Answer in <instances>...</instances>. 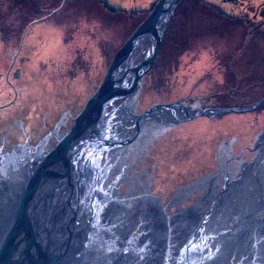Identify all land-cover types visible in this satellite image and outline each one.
Masks as SVG:
<instances>
[{"label": "water", "instance_id": "water-1", "mask_svg": "<svg viewBox=\"0 0 264 264\" xmlns=\"http://www.w3.org/2000/svg\"><path fill=\"white\" fill-rule=\"evenodd\" d=\"M180 1L158 0L99 79L20 89L11 104L0 40L5 115L18 117L20 105L30 121L50 111L57 122L55 142L32 155L30 144L0 149V264H264V172L254 170L264 131L251 139L203 116L264 99L185 112L143 88Z\"/></svg>", "mask_w": 264, "mask_h": 264}, {"label": "rangeland", "instance_id": "rangeland-1", "mask_svg": "<svg viewBox=\"0 0 264 264\" xmlns=\"http://www.w3.org/2000/svg\"><path fill=\"white\" fill-rule=\"evenodd\" d=\"M99 1L68 0L72 14L57 15L53 10L65 6L64 0L54 4L49 0H0V40L10 58L8 67L14 64L8 72L11 82L14 72L23 67L16 90L40 92L47 84L54 86L66 79L89 84L107 71L145 14L109 13ZM152 2L142 0L139 5L147 8ZM115 3L118 11L135 6L130 0ZM45 4L52 6L45 10ZM207 7L200 0L177 4L143 88L167 99L203 98L202 106L247 107L259 102L264 98V30L251 36L238 24L239 19L227 21L224 11L216 12L219 7ZM72 53L79 62L71 58ZM23 55L29 60L21 64ZM205 118L253 139L264 131V100L255 110Z\"/></svg>", "mask_w": 264, "mask_h": 264}, {"label": "flooded vegetation", "instance_id": "flooded-vegetation-1", "mask_svg": "<svg viewBox=\"0 0 264 264\" xmlns=\"http://www.w3.org/2000/svg\"><path fill=\"white\" fill-rule=\"evenodd\" d=\"M55 1L56 0H49V2H53V4ZM67 1L68 0H64L65 6H60L58 10L55 9V10H53V12L55 11L57 13V15L72 14V9H71V7L70 8L68 7ZM96 1H98V0H96ZM138 1L140 2L142 0H130L131 3H135L134 8L128 9V10L123 9L121 11H125L127 13L132 12V11H139L142 13L146 10H149L152 6H155V3H157L158 0H152L153 1L152 4L147 8L140 6ZM200 1L206 7L210 6L215 10L217 7H219L216 10V12L219 14L220 10L224 11L225 12L224 17H225V20H227V21H229L230 18L234 19V20L239 19L238 24L244 30L248 31V33L251 36L254 35L255 33H259V31L264 30V0H200ZM99 5L102 6L101 7L102 9L106 10L109 13H112L113 11H118V9L114 8V6H116L115 0H100ZM50 6H52V5L45 4V10H48ZM207 8L209 10V7H207ZM212 8H210V9H212ZM68 10H69V12H68ZM27 56L28 55H23L21 57V59H20L21 64H24V63H26L27 60H29V57H27ZM12 58H13V61L18 60L17 57L16 58L12 57ZM71 58H74L75 62L78 61V55H76L74 53H72ZM74 61L71 63H74ZM58 62L61 64L66 63L65 61H58ZM52 63H55V62H52ZM12 67H14V64ZM22 69H23V67L17 69L14 72V81L13 82L10 81L11 73L8 74V77H6V78L4 77V79H8L9 83L12 85V88L15 91L17 89L18 83L20 82L19 79L22 76ZM63 70L64 69H60V71H63ZM10 72H12V70ZM2 78H3V74L1 72V62H0V79H2ZM26 83L30 84L32 82L29 81ZM16 92L17 93H15L13 100L8 102V104H11V103H13V101L16 102L17 100L21 99L20 96H18L21 91L17 90ZM54 100H55V98H54ZM180 100L182 101L181 103L183 104V109L185 110V112H191L193 109H197V108L200 110H203V111H206L209 109L216 110V109H225V108H236V107H226V106L214 107L213 105H209V104L202 106L201 101H204V99L196 97V96H191V95L182 97L176 101H180ZM2 104H0V149L12 150L15 145H19V144H24V146L27 148V145L30 144L31 147L28 150L26 149L24 151V153H26V151H27V153L29 155H32V154H34L32 152V150L34 152H36L41 141L42 140L46 141V137H48V141H46V144L49 142V139L51 140V142H53V143L55 142L56 135L53 134L52 131L55 130V126H56L57 122L54 123L53 119L52 120L47 119L49 117L50 111L47 113L48 116H44V114H42V116H41L42 118L40 121H34V119H33V121H30L29 118L26 119V114L32 110H27L24 107L19 108V106H20L19 105L18 107H16L17 110L21 111V113H19L18 117L16 115H13L12 117H10L8 119V117L5 115L6 113L3 111L4 105H2ZM82 106L83 105H78L77 111ZM175 110H177V108ZM229 113H236V111H231ZM55 114H56V112H55ZM218 114H222V113H218ZM164 116L167 118L170 117L169 114H167V115L164 114ZM203 116H207V115H203ZM214 116H211V117H214ZM30 117H32V116H30ZM207 117H209V116H207ZM15 118H17V119H15ZM19 118H21V119H19ZM194 119H196V118H194ZM194 119L183 121V123L175 125L172 129H170L169 131L166 132V134L162 137L161 140L158 139L156 145H159V144L162 145L169 137L173 136L174 133L177 132L174 129L180 128L184 123L191 121V120H194ZM32 123H34V124H32ZM73 123L71 122V124H73ZM34 125H36L37 127H33ZM53 125H55V126L53 127ZM44 126H47L49 128L51 127L50 129H48V130H50V132H46L45 131L46 127H44ZM171 133H173V134H171ZM163 139H165V140L163 143H161ZM259 139L260 140L257 143V145H259V149H258L259 154L254 159L255 160L254 162H257L258 167L257 168L254 167L255 168L254 170L257 169V171L255 173L257 176H255V177L259 176V178L263 179L262 172H264V151H262V149L264 146V137H261V135H260ZM240 162H241V160H240ZM232 163L234 164L233 166H236V167L241 166L242 167V165H238L239 164L238 160H234V162H232ZM237 170H238L237 173H240V169H237ZM242 174H243V171H242L241 175ZM188 176L193 177L194 175L192 172H188V173H185L183 176H180L179 178H180V180H185L184 178H186ZM238 178H239V175H238ZM238 182H240V181H238ZM261 195L263 196L262 198H264V188L261 191ZM262 198L258 197L257 200L259 202H262L263 201Z\"/></svg>", "mask_w": 264, "mask_h": 264}, {"label": "trees", "instance_id": "trees-1", "mask_svg": "<svg viewBox=\"0 0 264 264\" xmlns=\"http://www.w3.org/2000/svg\"><path fill=\"white\" fill-rule=\"evenodd\" d=\"M156 4V3H155ZM154 6H152L149 10H146L144 11V14H145V18L149 15V13L152 11ZM114 13H118V12H124V13H127L125 11H113ZM129 14H133V13H140L139 11H132V12H128ZM144 18V19H145Z\"/></svg>", "mask_w": 264, "mask_h": 264}, {"label": "bare ground", "instance_id": "bare-ground-1", "mask_svg": "<svg viewBox=\"0 0 264 264\" xmlns=\"http://www.w3.org/2000/svg\"><path fill=\"white\" fill-rule=\"evenodd\" d=\"M264 99V98H263ZM255 103H257V101L255 102ZM254 104V103H253ZM260 105H258V106H256L254 109H251V110H255L257 107H259ZM251 110H249V111H251ZM216 114H218V113H216ZM215 114V115H216ZM208 116V115H207ZM210 117V116H209Z\"/></svg>", "mask_w": 264, "mask_h": 264}]
</instances>
